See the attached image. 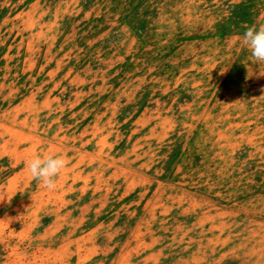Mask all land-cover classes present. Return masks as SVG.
Returning a JSON list of instances; mask_svg holds the SVG:
<instances>
[{"label":"rangeland","instance_id":"obj_1","mask_svg":"<svg viewBox=\"0 0 264 264\" xmlns=\"http://www.w3.org/2000/svg\"><path fill=\"white\" fill-rule=\"evenodd\" d=\"M264 0H0V264H264ZM63 155L47 190L25 167Z\"/></svg>","mask_w":264,"mask_h":264},{"label":"clouds","instance_id":"obj_2","mask_svg":"<svg viewBox=\"0 0 264 264\" xmlns=\"http://www.w3.org/2000/svg\"><path fill=\"white\" fill-rule=\"evenodd\" d=\"M241 40L257 62H264V24L247 26ZM66 166L67 161L60 154L35 155L25 163L31 177L47 190L56 188L57 178Z\"/></svg>","mask_w":264,"mask_h":264}]
</instances>
